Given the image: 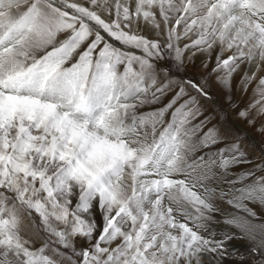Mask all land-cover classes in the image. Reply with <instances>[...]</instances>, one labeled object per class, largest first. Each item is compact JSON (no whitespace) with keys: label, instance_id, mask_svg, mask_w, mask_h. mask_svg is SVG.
Masks as SVG:
<instances>
[{"label":"snow or ice","instance_id":"1","mask_svg":"<svg viewBox=\"0 0 264 264\" xmlns=\"http://www.w3.org/2000/svg\"><path fill=\"white\" fill-rule=\"evenodd\" d=\"M216 45L226 85L245 61L258 72L264 0H0V264H215L245 237L264 264V223L249 207L264 209V160L230 173L251 163L239 143L190 160L194 137L210 148L219 136L212 127L196 137L207 118L193 124L196 97L179 101L185 84L207 93L161 66L179 70L185 51ZM253 80L242 118L264 116V77L241 82ZM215 200L244 211L223 213L242 237L201 234Z\"/></svg>","mask_w":264,"mask_h":264},{"label":"rangeland","instance_id":"2","mask_svg":"<svg viewBox=\"0 0 264 264\" xmlns=\"http://www.w3.org/2000/svg\"><path fill=\"white\" fill-rule=\"evenodd\" d=\"M81 3L88 5V0H79ZM178 2V0H177ZM103 15V12H101ZM141 29L149 38L159 37L161 42H164V37L159 35L151 28V25L141 24ZM182 30V29H181ZM195 35L188 39H181L179 44L183 47L184 44L189 43L194 39ZM43 51L35 53L37 57L42 56ZM220 54L219 45L214 46L210 51H203L197 49H189L184 52V62L177 70L175 63H169L166 59L161 65L170 69L171 75L178 78L180 81H191L199 85L207 96L200 95L195 89L185 84L186 95L179 101L183 103L189 97H196L197 104L200 109V115L193 119V124H198L207 118L206 123L203 124L200 131L195 134L196 137L201 136L209 128L215 127L219 136V142L212 145L210 148H201L196 140L193 138L195 151L191 154L190 160L202 155L205 152H216L218 149L226 145L239 143L240 150L246 154V159L251 163H239L232 165L228 171L239 175L246 172L253 167V165L261 160H264V116L259 114L252 115L250 113L248 118L239 116L241 110H246L252 101L253 89L257 80L246 87L242 84V77L245 72L251 75L256 72L257 78L264 77V64L261 65L260 70L256 71V64L249 65L247 61L240 64V68L232 73L229 85L224 82L225 72L213 71L216 68V57ZM230 53L224 52L222 58H226ZM177 89H173L168 96L163 98L159 103L146 104L138 109V112H148L155 108L162 107L171 98ZM225 155H230L225 153ZM207 187L215 188L217 191H227L226 187L218 182H210ZM216 211L213 213V220L202 221L203 228L199 231L202 235L209 236L210 233L215 232V239H221L225 229L235 233L237 237H242L244 234L233 226L225 225L223 223L225 216L223 213H230L235 216H244L242 209H236L219 200L213 201ZM258 215L262 217L260 221L255 223H264V209L258 205L249 204ZM92 211V218L95 219L98 227L102 225L101 213L96 209L95 204ZM35 215V214H34ZM184 220L182 215L177 217ZM228 218H231L229 216ZM36 224L40 226L39 217L36 216ZM190 226L195 228V225L189 221ZM259 239V237H257ZM82 241H77V247H80ZM255 246V242L248 240L246 237L242 239H234L227 245L229 255L221 259L216 258L215 264H260V256L258 253L251 251ZM233 249L235 252L233 253ZM63 250V249H62ZM75 258V257H74ZM242 258V259H241ZM207 264V262H205Z\"/></svg>","mask_w":264,"mask_h":264}]
</instances>
